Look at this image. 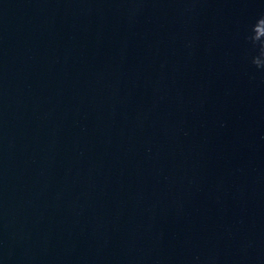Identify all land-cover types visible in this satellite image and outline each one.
Wrapping results in <instances>:
<instances>
[{"label":"water","instance_id":"95a60500","mask_svg":"<svg viewBox=\"0 0 264 264\" xmlns=\"http://www.w3.org/2000/svg\"><path fill=\"white\" fill-rule=\"evenodd\" d=\"M264 0H0V264H264Z\"/></svg>","mask_w":264,"mask_h":264},{"label":"clouds","instance_id":"9594fccd","mask_svg":"<svg viewBox=\"0 0 264 264\" xmlns=\"http://www.w3.org/2000/svg\"><path fill=\"white\" fill-rule=\"evenodd\" d=\"M260 21L256 24V26L253 29L254 36L252 37L253 43L260 42V52L258 56L253 57L252 64L257 69H264V35L257 34V26L259 25Z\"/></svg>","mask_w":264,"mask_h":264}]
</instances>
